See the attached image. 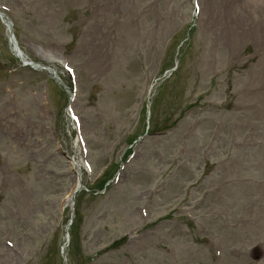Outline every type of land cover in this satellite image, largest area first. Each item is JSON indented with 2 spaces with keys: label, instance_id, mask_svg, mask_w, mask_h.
Masks as SVG:
<instances>
[{
  "label": "rangeland",
  "instance_id": "1",
  "mask_svg": "<svg viewBox=\"0 0 264 264\" xmlns=\"http://www.w3.org/2000/svg\"><path fill=\"white\" fill-rule=\"evenodd\" d=\"M0 9L66 84L20 67L1 17L0 264H62L71 157L90 167L66 264H264V0Z\"/></svg>",
  "mask_w": 264,
  "mask_h": 264
},
{
  "label": "bare ground",
  "instance_id": "2",
  "mask_svg": "<svg viewBox=\"0 0 264 264\" xmlns=\"http://www.w3.org/2000/svg\"><path fill=\"white\" fill-rule=\"evenodd\" d=\"M71 166H72V168H73L74 170H76L78 173L80 172V168H79L78 164H77L74 160L71 162ZM78 176H79L78 174H76V175L74 176V181H73V185H72V188H71V192H70V194L72 193L73 189H75V188L77 187V185L79 184Z\"/></svg>",
  "mask_w": 264,
  "mask_h": 264
}]
</instances>
